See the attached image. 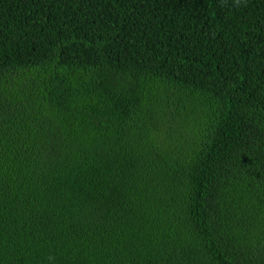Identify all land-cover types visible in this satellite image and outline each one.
<instances>
[{
  "label": "trees",
  "instance_id": "obj_1",
  "mask_svg": "<svg viewBox=\"0 0 264 264\" xmlns=\"http://www.w3.org/2000/svg\"><path fill=\"white\" fill-rule=\"evenodd\" d=\"M0 264H264V0H0Z\"/></svg>",
  "mask_w": 264,
  "mask_h": 264
}]
</instances>
